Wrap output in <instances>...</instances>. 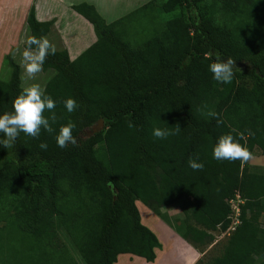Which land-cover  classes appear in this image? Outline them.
Instances as JSON below:
<instances>
[{"label":"trees","instance_id":"1","mask_svg":"<svg viewBox=\"0 0 264 264\" xmlns=\"http://www.w3.org/2000/svg\"><path fill=\"white\" fill-rule=\"evenodd\" d=\"M72 8L97 38L74 59L65 48L45 58L43 70L55 71L44 85L57 101L53 131L0 146V264H75L65 238L85 264H115L125 253L153 262L162 242L138 201L164 219L161 208L177 204L181 216L169 225L199 248L229 228L237 196L239 223L222 254L195 264H264V168L212 158L229 131L264 155V0H150L111 22L93 4ZM145 9L167 19L132 43L122 23ZM53 22L31 7V34L49 39ZM220 56L234 59L229 84L207 71ZM4 61L11 72L0 79V113L24 88L21 66L10 53ZM68 97L78 102L72 113ZM100 118L104 127L88 136ZM68 119L77 145L60 149L55 135ZM154 127L179 131L158 139Z\"/></svg>","mask_w":264,"mask_h":264},{"label":"clouds","instance_id":"2","mask_svg":"<svg viewBox=\"0 0 264 264\" xmlns=\"http://www.w3.org/2000/svg\"><path fill=\"white\" fill-rule=\"evenodd\" d=\"M22 44L23 48L14 49L12 55L15 56L17 51L20 52L26 78L29 81H35L36 74L43 69L46 56L56 53V46L45 36L37 37L31 34L30 28L25 29V38ZM234 69H236L234 59L227 56H220L207 66V71L211 73V78L221 84L232 82ZM56 103L57 101L45 92L44 87L40 83L32 82L24 87L14 98L12 110L0 113V146L7 149L12 147L21 132L33 138L39 137L41 129L51 133L53 131L51 124H55L57 120L53 111ZM63 105L68 113H72L78 108V102L72 97L64 99ZM46 110L49 112L48 117L43 115ZM210 115L215 117L216 113L213 112ZM216 122L217 124L221 123L219 119ZM75 127L76 125L71 119L59 126L55 135V142L58 148L64 149L68 145H77V139L73 135ZM177 131H179V128L154 127L152 136L164 139L169 135L176 134ZM242 138L241 136L240 139ZM240 139L235 138L232 131L220 135L212 148V158L218 161L250 159L251 152L247 144H242ZM38 147L41 150H46L47 144L41 141ZM188 166L193 170H200L203 169L204 164L198 159L189 158Z\"/></svg>","mask_w":264,"mask_h":264},{"label":"crops","instance_id":"3","mask_svg":"<svg viewBox=\"0 0 264 264\" xmlns=\"http://www.w3.org/2000/svg\"><path fill=\"white\" fill-rule=\"evenodd\" d=\"M134 1L0 0V72H2L6 55L9 53L12 55L14 49L23 48L22 41L25 38V29L28 28L27 17L31 7H34L35 16L38 20H54L51 31L48 34L50 41L54 44L57 43L61 48L67 49L70 59H74L90 46L97 37L92 23L74 10L72 8L73 4L81 2L93 4L106 21L111 22L146 3H136L133 6ZM124 6H126L124 12L117 13L118 9ZM107 16H111L110 21L107 20ZM12 57L22 69L20 52L17 51L16 55H12ZM178 236L176 235L175 237L177 239L181 237ZM179 240L181 239L179 238Z\"/></svg>","mask_w":264,"mask_h":264},{"label":"rangeland","instance_id":"4","mask_svg":"<svg viewBox=\"0 0 264 264\" xmlns=\"http://www.w3.org/2000/svg\"><path fill=\"white\" fill-rule=\"evenodd\" d=\"M150 0H135L134 5L136 3H142V2H148ZM131 3V2H130ZM126 6L119 8L117 13L124 12ZM168 16L166 13H158L153 14L148 9L136 11L133 15L128 17L123 21V25L127 29L128 38H130V41L132 43L134 42H142L146 39H148L155 29H159L161 27L162 21ZM57 19V18H55ZM111 16H107V20L110 21ZM167 19V18H166ZM56 21V20H55ZM129 40V39H128ZM57 49H61L57 43L55 44ZM22 69H21V84L23 87H26L30 85L32 82H38L44 87L46 81L55 73L53 69H46L36 74L35 81H29L26 78V75L24 73L23 69V63ZM11 72V66L8 64L7 61L3 62L2 72H0V79H8ZM88 135V133H87ZM244 164L248 165L251 168H264V155L261 154L259 151H256L255 154H252L250 159L243 160ZM239 199L237 197L231 201V207H232V220H237V214H238V206L240 204ZM239 202V204H238ZM238 204V205H237ZM139 211L142 216V221L147 226H149L157 235L160 241L162 242V249L157 250V255H160V253H163L162 256V263L159 264H182L184 256L181 252H178L175 250V246L173 245L172 239L169 238V236L166 239L160 238L161 236L158 233V229L162 230L163 228H166V230L173 231L176 235H179L170 225L169 223L176 224V219L181 216L180 208L177 204H172L168 207H162L161 211L164 215H166V218L168 219V222L165 221L167 219H164L160 215L156 214L154 211H152L148 206H146L142 201H138L137 203ZM158 224L157 227H154L153 225ZM232 224V223H231ZM161 226L163 228H161ZM232 232V229H227L226 231H220L217 230L214 233V240L206 244L204 246H201L199 248L193 247L195 251L197 252V257L192 262V264H195L197 261L200 260L201 263H206L212 258L219 256L222 254L225 245L227 243V239L229 237V234ZM180 236V235H179ZM178 236V237H179ZM182 241L187 243L185 239L182 237H179ZM178 238V239H179ZM171 239V240H170ZM67 242V246L69 248V251L71 255L73 256L75 260V264H85L84 260L82 259L80 253L77 251V249L71 244L69 239L65 238ZM180 241V240H178ZM181 242V241H180ZM183 243V242H182ZM174 249V250H173ZM167 254V255H165ZM162 255V254H161ZM195 255V254H194ZM167 256V257H165ZM174 259V261H173ZM118 263L117 264H153L152 262H148L145 259L134 256L131 254H120L118 256ZM154 262V261H153Z\"/></svg>","mask_w":264,"mask_h":264},{"label":"bare ground","instance_id":"5","mask_svg":"<svg viewBox=\"0 0 264 264\" xmlns=\"http://www.w3.org/2000/svg\"><path fill=\"white\" fill-rule=\"evenodd\" d=\"M157 225L158 224H155L154 227H157ZM163 227L161 226V228H163ZM156 229H158L157 231H158L159 235L161 236L160 238L166 239L168 236L171 239L173 238L172 242H173V245L175 246V250L178 252H181L184 256V259H183L184 261L182 264H192V262H194V260L197 257V252L195 251V249L193 247H191V245L189 243H185L184 241H181V240H180L181 242L178 241L179 239H177V237H175L176 235L173 233V231H170L169 229L168 230H166V228H163L162 230H160L159 228H156ZM165 255H167V254H165ZM162 256H163V253H160V255H157L156 259L152 263L153 264H159L160 262L162 263ZM165 257H167V256H165ZM173 261H174V259H173Z\"/></svg>","mask_w":264,"mask_h":264},{"label":"water","instance_id":"6","mask_svg":"<svg viewBox=\"0 0 264 264\" xmlns=\"http://www.w3.org/2000/svg\"><path fill=\"white\" fill-rule=\"evenodd\" d=\"M104 127L103 119H99L97 123L92 126L90 130H87L88 136L92 135L94 132H97L98 130H101Z\"/></svg>","mask_w":264,"mask_h":264},{"label":"built area","instance_id":"7","mask_svg":"<svg viewBox=\"0 0 264 264\" xmlns=\"http://www.w3.org/2000/svg\"><path fill=\"white\" fill-rule=\"evenodd\" d=\"M237 199H239V196H237ZM238 204H239V202H238ZM238 216H239V207H238L237 220L236 221L232 220V222H231L232 224H230L228 229H232L233 230L235 228V226L237 225V223H239Z\"/></svg>","mask_w":264,"mask_h":264}]
</instances>
